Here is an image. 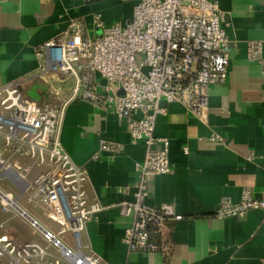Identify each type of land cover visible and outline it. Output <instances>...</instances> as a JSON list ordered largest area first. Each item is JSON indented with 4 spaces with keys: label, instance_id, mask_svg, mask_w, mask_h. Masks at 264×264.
Returning <instances> with one entry per match:
<instances>
[{
    "label": "crops",
    "instance_id": "0c3cea01",
    "mask_svg": "<svg viewBox=\"0 0 264 264\" xmlns=\"http://www.w3.org/2000/svg\"><path fill=\"white\" fill-rule=\"evenodd\" d=\"M213 1L228 17V78L210 89L207 122L181 104L167 105V114L157 117L155 135L169 139L172 172L153 176L148 204H173L184 218L168 223L167 252L142 253L131 252L123 242L131 220L121 215L120 203L132 199V191L124 188L136 180L135 165L144 159V144L132 143L128 120L114 111L80 97L72 100L74 80L45 71L47 62L38 55L45 42L68 36L73 21L92 36L101 33L94 23L99 15L106 25L129 22L134 3L0 0V88L16 84L24 100L38 105L68 102L60 138L88 177L90 199L103 206L84 233L85 244L101 264H264V209L239 217L216 216L221 200L238 204L244 191L264 201V50L258 60L247 59V43L264 41V0ZM96 81L104 83L100 75ZM103 141L117 150H101ZM3 151L11 170L27 184L43 171L28 156ZM8 172L0 167V192L11 196L14 206L5 211L7 198L0 196V238L58 256L59 250L38 227L58 235L56 223L51 225L42 204L29 201L22 189L25 182L11 181L5 176ZM153 239L162 242L157 236Z\"/></svg>",
    "mask_w": 264,
    "mask_h": 264
},
{
    "label": "built area",
    "instance_id": "2783aa9c",
    "mask_svg": "<svg viewBox=\"0 0 264 264\" xmlns=\"http://www.w3.org/2000/svg\"><path fill=\"white\" fill-rule=\"evenodd\" d=\"M120 1L134 3L129 22L106 25L99 15L94 23L101 33L92 36L73 21L68 36L45 42L38 55L47 62L45 71L74 80L72 100L80 97L114 111L128 120L132 143L144 144V159L135 165L136 180L124 188V192L132 191V199L120 203L121 215L131 220L123 242L131 252H167L168 223L184 217L173 204H148L153 176L172 172L169 139L155 135L157 117L167 114V105L181 104L198 120L208 121L210 89L225 83L229 73L228 17L213 0ZM263 50L264 41H249L247 59L258 60ZM97 75L103 84L96 81ZM67 103L38 105L24 100L16 84L0 88V167L12 169L4 146L43 168L23 190L30 202L45 207L60 228L58 235L44 232L59 250L58 256L38 246L18 247L5 237L0 238V264H101L85 244L84 233L103 206L90 199L88 177L73 163L60 138ZM101 150L117 148L103 141ZM6 198L3 209L8 211L14 201ZM254 209H264V201L244 191L238 204L221 200L216 216L239 217ZM66 233L74 247L62 240ZM154 236L162 242L157 243Z\"/></svg>",
    "mask_w": 264,
    "mask_h": 264
},
{
    "label": "water",
    "instance_id": "95a60500",
    "mask_svg": "<svg viewBox=\"0 0 264 264\" xmlns=\"http://www.w3.org/2000/svg\"><path fill=\"white\" fill-rule=\"evenodd\" d=\"M10 172H8L5 176L6 177H8L11 181H13V182H20V179L19 178H21V176L17 173V172H15V171H13V170H9ZM25 182V181H24ZM24 185L26 186L27 185V183L25 182L24 183ZM23 189V188H22ZM0 196H2V197H5L6 198V195L5 194H3L2 192H0ZM25 216H26V214H24ZM32 223H35L34 222V220H32L31 218H29L28 216H26ZM39 227V229H41L42 231H44L45 232V230L43 229V228H41L40 226H38Z\"/></svg>",
    "mask_w": 264,
    "mask_h": 264
},
{
    "label": "rangeland",
    "instance_id": "374dc122",
    "mask_svg": "<svg viewBox=\"0 0 264 264\" xmlns=\"http://www.w3.org/2000/svg\"><path fill=\"white\" fill-rule=\"evenodd\" d=\"M2 148H4V146H2ZM22 182V181H21ZM24 182V181H23ZM23 182H22V184H23ZM9 183H12L11 181H9ZM14 187H17V186H15L14 185ZM12 198V197H11ZM50 223H51V225H54L55 223L54 222H52L51 220H50ZM55 226H56V230H60V228L55 224ZM62 240L66 243V244H68L69 246H71V247H74V243H73V240H72V237H71V235H70V233H66L65 235H64V237L62 238ZM51 252H53V253H57V251H56V249H54V248H51Z\"/></svg>",
    "mask_w": 264,
    "mask_h": 264
},
{
    "label": "bare ground",
    "instance_id": "6f19581e",
    "mask_svg": "<svg viewBox=\"0 0 264 264\" xmlns=\"http://www.w3.org/2000/svg\"><path fill=\"white\" fill-rule=\"evenodd\" d=\"M19 179H20V182H21V181H22L21 178H19ZM22 182H23V181H22ZM8 198H9V200H11V196H8ZM5 199H6V198H5Z\"/></svg>",
    "mask_w": 264,
    "mask_h": 264
}]
</instances>
